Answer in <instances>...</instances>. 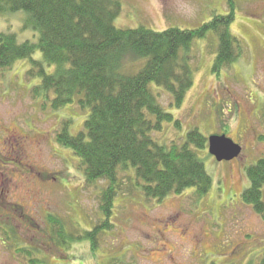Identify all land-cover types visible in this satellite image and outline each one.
I'll return each instance as SVG.
<instances>
[{"label":"rangeland","instance_id":"374dc122","mask_svg":"<svg viewBox=\"0 0 264 264\" xmlns=\"http://www.w3.org/2000/svg\"><path fill=\"white\" fill-rule=\"evenodd\" d=\"M235 1L230 31L240 42V58L214 73L217 37L209 34L193 42L192 85L180 106L174 107L166 92H156L173 121L165 123L155 137L162 143H181L190 130L197 129L205 139H230L241 148L239 156L217 162L208 154V144L197 152L212 183L199 201L184 194L147 202L120 174L121 193L110 216L112 227L95 239L94 252L88 239L68 249L58 247L46 225L47 215L53 214L74 233V227L87 230L104 219L98 202L104 183L87 187L76 168L77 158L55 140L66 121L71 135L80 132L85 111L76 104L53 111L51 94L49 100L34 99L31 90L40 79L27 76V60L0 71V223L14 227L21 244L37 249L43 264H254L263 256L264 218L244 204L241 195L249 186L246 169L264 158V0ZM120 3L114 21L117 29L194 30L214 15L228 14L225 0ZM21 17H1L0 33H14L18 43L35 42L37 34L22 29ZM40 58L38 53L33 56ZM14 205L21 207L15 220ZM0 238V264H27Z\"/></svg>","mask_w":264,"mask_h":264},{"label":"trees","instance_id":"16d2710c","mask_svg":"<svg viewBox=\"0 0 264 264\" xmlns=\"http://www.w3.org/2000/svg\"><path fill=\"white\" fill-rule=\"evenodd\" d=\"M225 2L228 14L214 15L197 29L153 32L144 27L117 29L114 21L120 0H0V18L21 14L22 29L37 34L35 42L18 43L14 33L1 32L0 71L27 60V76L40 79L31 90L34 99L49 100L51 94L53 111L75 104L85 111L80 132L71 135L66 121L55 140L77 158L76 168L87 187L104 183L98 193L101 223L83 231L73 226L72 233L61 218L47 215L46 225L58 247L68 249L88 239L95 251V239L112 227L110 216L121 193L120 174L147 202L184 194L199 201L209 193L211 179L197 153L206 148L207 139L192 129L181 143L159 142L156 134L173 116L161 107L156 92H166L173 106H180L192 85L191 45L209 34L218 39L214 73L240 58V42L230 31L236 1ZM35 53L41 58L33 59ZM245 172L249 186L242 202L264 218V158ZM20 210L18 206L13 220ZM0 233L14 256L27 264H43L37 249L21 244L14 227L0 226ZM254 264H264V254Z\"/></svg>","mask_w":264,"mask_h":264},{"label":"water","instance_id":"95a60500","mask_svg":"<svg viewBox=\"0 0 264 264\" xmlns=\"http://www.w3.org/2000/svg\"><path fill=\"white\" fill-rule=\"evenodd\" d=\"M207 141L208 154L217 162H230L241 152V148L225 136H211Z\"/></svg>","mask_w":264,"mask_h":264},{"label":"flooded vegetation","instance_id":"af4514ba","mask_svg":"<svg viewBox=\"0 0 264 264\" xmlns=\"http://www.w3.org/2000/svg\"><path fill=\"white\" fill-rule=\"evenodd\" d=\"M0 186H2L1 183H0ZM1 188H2V187H1ZM0 192H1V189H0ZM0 197L3 198V196L1 195V193H0ZM0 201H1V200H0ZM1 202H2V201H1ZM1 202H0V203H1ZM13 207H14V208L12 209V210H13V213H14V212L17 213V212H18V206H17V205H14ZM2 224H3V223H0L1 228H3V225H2ZM2 235H3V234L0 233V237H3ZM0 239H1V238H0Z\"/></svg>","mask_w":264,"mask_h":264}]
</instances>
